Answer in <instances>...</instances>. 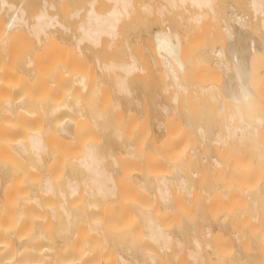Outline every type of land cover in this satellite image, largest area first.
<instances>
[{"label":"bare ground","instance_id":"obj_1","mask_svg":"<svg viewBox=\"0 0 264 264\" xmlns=\"http://www.w3.org/2000/svg\"><path fill=\"white\" fill-rule=\"evenodd\" d=\"M29 1V11L35 12L33 22L26 19L23 10L10 5L8 12L13 15L4 23V33L0 35V64L8 58V70L0 74V207L5 210L0 220L34 227L35 233L24 252L39 257L42 264H70L77 256L83 264H174L179 252H184L182 260L186 262L185 246L178 240V248L174 247L175 230L167 229L160 220L163 213L179 206L183 212L182 220H178L180 231L202 225L195 234L200 240L196 241V249H189V264H264V0H239L249 19L236 12L226 18L230 22L225 26V21L221 27H226L225 31L218 33L224 45L215 49V42L209 39L213 50L205 59L208 62L197 63L190 55L185 58L186 38L178 28L186 20L176 24L178 31L154 30L153 60L147 68L138 64L133 55L129 61H122L121 57L108 62L97 58L90 65L82 52L86 48L88 54L102 51L109 57V50L116 47L112 44L119 43L122 23L140 2L136 5L133 0H85L89 9L76 33L67 40L70 27L49 13L50 8L56 7L54 2ZM99 1L107 4L106 10L100 12ZM165 2L166 5L160 2L162 8H156L160 17L165 12L172 15L175 10L185 14L186 6L212 13L219 3ZM6 4V0H0L1 6ZM142 5L138 7L142 12H156V6ZM79 15L77 12L72 16ZM202 18L205 14H195L188 20L196 24ZM1 20L0 14L2 24ZM202 35L200 43L207 46L208 40ZM14 38L22 42L17 55L10 52L15 47ZM80 61L83 68L77 63ZM209 72L220 76L219 81L215 79L217 84L206 85L204 79ZM150 76L158 79V94L153 89L154 95H143L141 91L142 96L132 88L134 81H150ZM101 85H105L103 91L99 89ZM61 96L65 100L58 104L55 99ZM101 102L106 109L102 112L97 110ZM124 106L130 109L108 135L107 149L112 161L127 165L116 180L103 167L105 158L91 138L110 129L108 117ZM139 119L145 122L135 128ZM4 130L16 131L24 140L10 146L1 138ZM54 136L60 140L49 146L48 140ZM77 145L82 147L79 154L68 151ZM186 147L190 148L187 155L179 157L176 152ZM149 161V166L140 167ZM156 173L170 175L151 176ZM147 185L155 191L154 211L137 202L148 191ZM74 194H79L89 209L79 223L88 225L82 233H89L92 239L106 238L102 229L91 224L93 213L100 209L112 206L116 212L110 217L124 222L119 240L123 252L114 260L100 258L108 252H104L105 247L101 249L104 253L97 248L86 250L81 247L82 239H74L83 236H74L69 230L75 222L67 205ZM50 200L57 201L56 207L48 206ZM13 201L20 202L18 210L11 208ZM47 220L66 223V228L55 231L57 236L52 228L37 231V221L44 224ZM72 239L77 240L76 246L68 247L66 243ZM16 241L14 235L2 237L0 233V264H32L4 260L3 254L18 246ZM224 241L230 242L231 248L226 256L215 258V245Z\"/></svg>","mask_w":264,"mask_h":264},{"label":"rangeland","instance_id":"obj_2","mask_svg":"<svg viewBox=\"0 0 264 264\" xmlns=\"http://www.w3.org/2000/svg\"><path fill=\"white\" fill-rule=\"evenodd\" d=\"M6 1H7V4L5 6H1L0 5V8H2L1 11H0V14H1V17L3 18V21L1 20L2 24L0 23V35L4 33V29H5V26H3L4 23L6 21H8L10 19V17L13 15V12L12 13H11V11L8 12L10 10L9 9L10 5L11 6L15 5L14 7H16V10H17V7H18L19 10H23L25 12L26 19L28 21H30V22H33L32 18L35 15V12L33 10L29 11V9H30V6H29L30 5L29 4L30 1L29 0H6ZM137 1L140 2L139 3L140 6H135V9H133V11H132L133 13L131 12L130 15H129L130 18L129 17H127V19L125 18L127 22L124 20V22L122 23V24H124V26L121 27L122 29L120 28V31L122 30V33H121V37L119 39V43L115 42V43L119 44V46H117V44H115V43L112 44L113 46L116 45V47L109 50V53H110L109 57H105L103 55L104 52H102V51H99L98 54H94V53L90 54V52L88 54L86 48L82 49L83 54H86V59H88L87 62L89 64L91 62L90 65H93L97 58H100L101 61L108 62L110 60L113 61V60H116L119 57H121L122 61H129L130 60L129 59L130 55L131 56L133 55L132 57H134L136 59L138 64H140L144 68H147V66H149L150 62H152V60H153L151 58V55L153 54V51H152L153 47L151 48V46H152V44H151L152 42L151 41H152V35L154 34V32L157 31V30H161V29L164 30L163 28L168 29V30H172V31L173 30L174 31H178V30H176V28H178V25H176V24L177 23L180 24L181 20H186V21H182L183 22V24L181 23L182 26L180 28H178V29H180L178 32L182 31L180 34L183 36L184 40L186 38V41H184V47H185L184 55H185V58H187L190 55V56H192V58L194 60H196V62L197 61L204 62V60L207 59V57H209L210 51L213 50L212 49L213 43H210L209 39H210V41L215 42L214 43L215 45L213 47L215 49L217 47H222L224 45L223 41H222V43H220V40L218 39V37H219L218 33H220L222 30L225 31L226 27L224 29H222L221 27L222 26L224 27L225 21H226V25L225 26H227V23L230 22L229 19H226V18H228V16L230 17L233 12H236V13H239L241 16H245L247 19H249L248 13L244 10L243 7H240L241 1H239V0H225L227 2L222 0L223 1V2H221L222 4H220V0H217L219 3L216 4L214 12L212 11V13H211L210 11H208V12H210L209 14H208L207 11H200L201 13L197 12L195 10L193 11V9L189 8L188 6H186L187 7L186 9H188L187 11L189 12V13L188 12L185 13L186 17H185V14H183L181 12V10H180V12H179V10H175L174 12H172V15H170L171 13L169 14V12H165L166 15H165V13H163L165 16L161 15L162 18L160 17V13L157 12L156 8H158V9L162 8L161 3H163V2L165 4L163 3L162 5H166L167 3L165 2V0H149V1L148 0H144V2L142 0H135V1L133 0V3L135 2V4H136ZM157 1H158L159 4L157 3ZM52 2H54L56 7L55 8H50L49 9V13L52 16L57 17V19H58V21L60 23H62L64 25L66 24V26L68 25V27H70V31H69L70 34H68V39L66 38L67 40H69V36H72L74 33H76V30H77V27H78V23L80 22V20L86 14V11L89 9V5L86 3L85 0H55V1L49 0L50 4H53ZM138 2H137V4H138ZM154 2H156L155 3L156 5L154 4ZM142 3H144V5H148L149 4L151 6L154 5V7L156 6L155 7L156 12L154 11L153 12L154 14L151 13V15H150V13H148V14L145 13V11L142 12V10L141 9L139 10V8H138V7L141 8L143 6ZM223 3L225 5L224 7H223ZM99 5L102 8H99L98 7ZM99 5L97 6V8H99L100 12H101L102 9H103L102 11L107 9L106 8L107 7L106 3H103V2L101 3V1H99ZM102 5L104 6V8H103ZM241 5H242V3H241ZM136 8H138V10ZM189 9L192 10V11H190ZM135 10L138 11V12L135 13ZM139 11L142 12L143 14H141ZM215 11H216V13H215ZM77 12H79V14H80L79 17H73ZM156 13H158V15H159V16L157 15L158 17L155 15ZM140 14H141V17H139ZM176 14H177V17L174 18L176 16ZM182 14H183L184 17L183 16L181 17ZM195 14L196 15L197 14H205V18L204 19L202 18V20H201L202 22L201 23H196L198 25H196L195 23H193L190 20H188V18L191 19V17L195 16ZM142 15H144V16L142 17ZM147 15L149 17H151V19H149ZM153 17H155V20H153L154 19ZM142 18H143V21H145V22L147 21V22L143 23L142 22ZM177 18H178V20H177ZM160 19L162 21L165 20L164 21L165 23H163L162 21H161L162 22L161 23ZM141 22L143 24L142 26H141ZM189 22H191V23H189ZM157 23H160V24L158 25ZM144 25L147 27V29H145L146 27L143 28ZM183 25H185V26H183ZM181 29H183V30H181ZM123 30H124V32H123ZM146 30H148V31H146ZM203 31H204L205 34L203 33ZM151 33H153V34L151 35ZM210 33L212 35H210ZM200 34L201 35L204 34V35H202V37H204L205 40L207 38V40H208L207 44H206L207 46H204L203 43H200V41L202 39ZM255 35H256V37H257V35H258V37L262 36L261 33H257ZM227 38L229 40V37H227ZM14 40L17 41V42L15 43V41H13V46H15V47H12L10 52H12L14 55H17L18 52L20 53V51H21L19 49H21V45L20 44H22V42H20V40L19 41L16 40L15 38H14ZM64 42H66V41H64ZM205 42L206 41H204V43ZM217 42H218V45H217ZM201 44H203V45H201ZM209 44L210 45L212 44L211 47H210ZM208 51H209V53H208ZM121 53H122V55H121ZM185 53H187V54H185ZM207 53H208V56H207ZM186 55H187V57H186ZM83 57L84 58L82 59V61L85 59V56H83ZM92 60H93V62H92ZM194 60H192V61L195 62ZM208 61H209V59L206 62H208ZM7 63H8V58L3 59L2 63L0 64V74H1V72L4 73L5 71L8 70ZM77 63L78 64L80 63L79 65H81L82 62L80 61V62H77ZM88 63H87V66L89 65ZM78 64H76V65H78ZM82 66L83 65H81L80 67H82ZM217 72H218V70H217ZM210 74H211V72H209V74L206 73L207 78L204 79V80H206V82H205L206 85H208V83H209V85H211V83L217 84V83H214V82H216L218 79H220L219 78L220 76L218 74H216L218 76V78H217V76L214 75L215 73H213V75H210ZM219 74H221V76H223L222 73H219ZM203 76H205V75L204 74L201 75V80L202 81H204L203 78H202ZM147 78L150 79V81L153 80V81H151L153 86L151 85V82L149 80H146V78H145V80H146L145 82L143 81L144 78L143 79L139 78V79H137L136 81L133 82L132 88L135 89L136 91L138 89L139 91H137V93H139L140 95L143 94V91L145 93L143 95H147V96H150V94L154 95L155 94L154 92H156L158 94L157 90H158L159 86H155V85H159L158 83H156V80H158V79L156 77H154V79H153V77H151V76H150V78L149 77H147ZM199 78H200V76L198 78H196L197 82H198ZM221 78L223 79V77H221ZM215 79H217V80H215ZM222 79L220 81H222ZM154 80H155V84H153ZM147 82H148V84L146 85ZM199 83H201V82H199ZM104 86L101 85L99 89L103 91L104 90ZM136 86H138V87H136ZM142 87H143V89H142ZM153 89H154V92H153ZM141 91H142V94H141ZM55 100H56V102L58 104H61L65 100V98H64V96H61V97H58ZM101 104L102 105L97 107V110L102 112V111H105L106 109H105V107L103 105V102H101ZM129 109H130V106L129 107L124 106L121 110H116L115 112H112L111 116L108 117L109 120H110L109 125H108L110 129H108V127H107L106 131L104 130L102 132H97L91 138V143H93L95 148H97V151L99 152V154L102 157L105 158L104 162L102 164L103 167L106 170L110 171L114 175L116 180H118V178L120 176V173L127 167V165L123 164V163L114 164V162L112 161V159H111L112 155H111L110 151L107 149V146H108V135L110 134V131H111L112 127L115 125V123L118 122L120 120V118H123L122 116H124ZM140 110H141V112L143 114V111H142L143 108H140ZM20 119H21V117L19 116L18 120H20ZM144 122H145V119H139V121L135 125V128H138V127L142 126L144 124ZM3 132H10V133H9V135L4 136ZM3 132L1 133V138H4L5 139L4 143H6V144H8L10 146H14L18 142H21V141L24 140L23 137L20 134H18L16 131H6V130H4ZM59 140H60V138H58L56 136L51 137L48 140V145L49 146H55V145L58 144ZM81 148L82 147L80 145L72 146L71 148H69L68 151L70 153L74 152L76 154L77 153L79 154ZM189 150H190L189 147L182 148V149L178 150L176 152V154L179 157L182 158V157L187 155ZM51 164L55 168V169L52 168V170L55 172L56 167H55L54 162H52ZM149 164H151V161L141 164L140 167L141 168L147 167V166H149ZM57 170H59V169H57ZM60 174H61V172H60ZM164 174L170 175L168 173H159V174L156 173V174H152L151 176L155 177V176L158 175L159 178H160ZM194 178H196V176H194ZM188 184H192V181L188 180ZM145 188H147L148 191L146 193H144V195H143L144 197H141L140 199H138L137 202L140 205H143L145 209H148V211H154V208L156 207L155 206L156 202L154 200V198H155L154 188L149 186V185L145 186ZM23 192L26 195L27 190H25ZM28 192L30 193V190H28ZM73 196H75V197L70 196V198L68 200L69 202H68L67 208H68L69 212L71 211V213H70L71 219H73V222H75V224H73L69 228V230L74 232V236H76V234L78 235V233L79 234L82 233L83 229L87 228L86 230H88V228H89L87 224H85V225L84 224H80L81 223L80 221L82 220V218L84 217V215L87 213V211L89 209L82 202V200H80L81 197H79L80 196L79 194H74ZM59 200H60V198H59ZM123 203H124V201H123ZM19 204H20L19 201H13L10 206H11V208L13 210H18L19 207H20ZM56 204H57L56 200H50V202L48 203V206L53 208V207H56ZM160 207H162V205H160ZM181 210L182 209L179 206H176L175 210H171L169 212L163 213V215L160 217V220L162 219L161 220L162 221V225L165 226L167 229L171 228V229L175 230L174 247L178 248L177 241L179 240V242H181L186 248V262H184L182 260L184 252H179V253H177L179 255L175 258V263L174 264H189L187 262V256H188L189 249H196V241H200L199 239H196V237H195L196 236L195 235L196 231L199 228V226H195V227L193 226V228L189 227L188 229L186 228L185 232L180 231L178 229L179 228L178 227V224H179L178 220H180V219L182 220V217H183V212H181ZM115 212H116L115 208H113L111 206V207H108V208H105V209L104 208L100 209L99 212L93 213L94 214L93 216H95V217L92 218L91 224L97 225V227H99L98 228L99 230L102 229L104 231V233L106 234V238L100 237L101 241L100 240L98 241L99 238H96V239L93 238L92 239V237L89 236V233H85V232H84L85 236H84V233H82V235H83L82 237L81 236L74 237V239L76 238L77 240H79V242H81V241L83 242L82 244L79 243V246L81 244V247L83 246L82 247L83 249L85 248L86 250H88V249L95 250L97 248V250L98 251H102V253H104L106 250H108V252L106 251L107 253H105L106 254V256H105L106 258L104 256L100 257L102 260L107 259V260L112 261L115 258H117V256L120 253L123 252V248L124 247L122 245H120L119 240H120V236H122L123 230L125 229V224L122 221V219L119 218V217H116V218L110 217ZM4 214H5V210L0 207V216L4 218V216H3ZM36 224H38L37 225L38 228L36 227L37 231L39 229L40 230L41 229L44 230L46 228L47 229L48 228H52L53 229V234H55L54 233L55 231L56 232H60V231H62V230H64L66 228L65 227L66 223L57 222V223L54 224L53 220H50L49 222L47 220V221H45L44 224H43V222L42 223H38V221H37ZM34 226H36V225H34ZM132 228H134V226L130 227L131 230H132ZM200 228H202V225H200ZM76 231H77V233H75ZM186 232H188V233H186ZM0 233L2 234V237H5L6 234L14 235V237L18 240V241H16L18 243V246H16L13 251H7V252H5L3 254V258H4L5 261H10V262H14V263H23V262L25 263L26 261L27 262H32V264H40L41 263L40 261H38V260H40L39 257H37V256H28L26 254V252H24V248H25L24 246L31 242L30 241V238L32 239L31 235H33L35 233L34 227L25 226V224L17 225L16 223H7L5 221L0 220ZM137 237L139 239L143 238L142 235L141 236L138 235ZM74 239L68 240L67 243L66 242H64V243H66L67 246L71 245V247H75L76 246L75 243H77L76 242L77 240L75 241ZM73 241H75V242H73ZM107 242H108V244H107ZM59 243H63V241H59ZM108 245H109V249H108ZM215 246L216 247H214V249H213L214 250V256H216L215 258H219V256L220 257L221 256H226V254L228 253L227 251L231 248L230 242H226V241L221 242L219 244L217 243V245H215ZM68 247H70V246H68ZM104 247H105V249H104ZM101 249H104V252ZM204 249H207V248L205 247ZM153 254L155 255L156 252L153 251ZM78 258H79V256L74 257L71 260L70 264H83V260L78 259ZM41 261H42V259H41ZM200 264H209V263L201 262Z\"/></svg>","mask_w":264,"mask_h":264}]
</instances>
